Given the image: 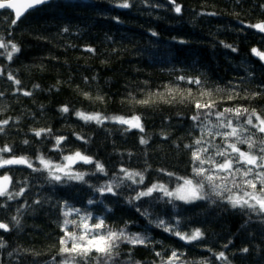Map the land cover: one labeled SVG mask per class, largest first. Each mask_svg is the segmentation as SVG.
<instances>
[{
	"label": "trees",
	"instance_id": "16d2710c",
	"mask_svg": "<svg viewBox=\"0 0 264 264\" xmlns=\"http://www.w3.org/2000/svg\"><path fill=\"white\" fill-rule=\"evenodd\" d=\"M123 2L51 0L15 24L10 11L0 10V42L7 46L0 48V121H8L0 132V149H11L0 156H24L33 168H42L40 155L61 164L66 163L64 156L79 151L105 169L97 172L95 164L80 162L71 170L87 173L85 182H55L46 170L26 165L0 168V176L11 177L8 189L13 195L11 200L0 197V222L8 226L0 229V264H105L94 249L87 258L61 252L65 231L76 239H68L63 247L81 243L82 226L61 227L64 211L71 208L80 213L72 212L68 220L79 222L87 213L89 225L102 219L101 234L124 228L128 234L147 237L144 245L119 242L106 264H167L173 251L180 257L176 264H264V212L233 208L207 182L208 198L192 203H169L161 192L129 202L152 184L171 189L183 182L180 178H192V152L197 148H209L204 154L208 156L215 146L227 147L217 133L229 129L217 127V112L248 109L239 121L226 114L224 119L232 118L234 124L245 121L253 109L264 119V59L252 52L264 53V32L250 27L264 22V0H128L127 8L119 6ZM12 43L19 51L9 59ZM195 79L200 83L191 82ZM143 100L149 103H138ZM213 101V108L196 107L197 102ZM63 106L69 111L62 112ZM77 112L139 116L143 131L112 119L85 122ZM253 122L258 123L255 117ZM245 127L250 131L242 135H252L256 147L251 151L260 155L264 134ZM39 129H49L50 134L37 137L33 130ZM61 136L66 139L57 149L56 137ZM198 139L200 145L195 144ZM238 147L249 151L247 144ZM121 168L143 172L144 183L125 181L116 195L95 190L122 177ZM214 183L221 185L224 197L244 194L238 188L223 192L224 185L233 187L230 181ZM21 188L23 193L16 196ZM161 220L181 233L200 229L203 238L188 243L158 227ZM220 252L226 260L216 258Z\"/></svg>",
	"mask_w": 264,
	"mask_h": 264
},
{
	"label": "snow or ice",
	"instance_id": "6c2138e0",
	"mask_svg": "<svg viewBox=\"0 0 264 264\" xmlns=\"http://www.w3.org/2000/svg\"><path fill=\"white\" fill-rule=\"evenodd\" d=\"M45 3V0H26V9H31L36 5H40ZM120 7H130L128 0H124ZM9 8L15 10L16 19L12 20V23L15 24L17 19H19L22 15L19 10V6L16 3V0H0V9ZM175 11L179 13L181 8L179 5L175 7ZM250 27L258 29L260 32H264V22L257 23L255 25H251ZM11 43V42H9ZM7 46L0 42V48H6ZM235 51V49H233ZM18 47L12 43L11 51L7 53L8 58H12V54L18 52ZM91 51V49H90ZM252 52L259 55L261 59H264V53L258 52L257 49H252ZM10 80H14V77L9 75ZM179 79H184L183 77H179ZM16 84L20 82L18 80H14ZM193 83L199 84V79H195L191 81ZM171 91V90H170ZM25 95H31V93L25 92ZM87 96V93H85ZM232 96H229L228 99H232ZM98 99H103L102 97H98ZM141 104H148V100L138 101ZM196 107L200 108H213L215 107V102H211L209 104H200L196 103ZM62 112H68L69 108L67 106H63L60 109ZM249 113V110L246 108H225L223 112H217V120L219 121L217 127L229 129V131L220 133L222 139L227 144L226 148L221 149L220 146H215L216 151L212 155L205 156V153L209 152V148H197L192 152V161L194 163V167L192 169L193 177L192 178H180L183 183L180 184L176 189L170 190L164 184H152L150 187H147L145 190L137 192V194L132 197L129 202L132 200H139L143 197H150L154 192H161L164 196L169 197V203L172 202L173 199L181 200L185 203H192L195 200L207 199L208 196L204 192L205 182H207L208 186L211 187L212 192L221 199H227L228 203L231 204L233 208H248L252 210H259L260 212H264V139L260 140V155H255L251 151L256 147V142L252 139V135H248L244 137L242 133L249 132V128L245 127V125H250L257 132L264 134V119H262L257 113L256 110L253 109L245 121L242 123H233L232 118H227L226 114H231L232 117H235L237 121H239L240 117ZM76 116L85 121H95L97 124L103 123L105 119H112L118 123L128 125L131 128H139L143 131V126L140 123L139 116H132L130 119H126L124 117H103L99 113H85V112H77ZM253 117H255L258 123L253 122ZM193 120H198V116H194ZM8 121H0V132H3V125H7ZM34 135L40 137L42 134L47 135L50 134L49 129H39L33 130ZM208 134H211L210 132ZM78 139H82V137H77ZM229 138H233L234 142H229ZM65 137H56L55 147L59 149L61 142L64 141ZM142 144H146L147 140L141 138L140 141ZM201 140L198 139L195 141V144L200 145ZM25 144L28 143L27 140L24 141ZM247 144L249 151H242L238 145ZM187 147V146H186ZM230 150V151H229ZM3 152H11V149L8 146H5L3 149H0V153ZM219 156L223 157V161H217L214 157ZM42 168H33V164L31 160L27 157L20 156L9 159H4L0 156V168H4L6 166L12 165H26L28 168H32L33 171H47L50 181L62 182L64 179L68 180H76L80 182H85V175L87 173L84 172H75L72 171V166L82 162L83 164H95V168L97 172H104V166L98 162L94 161L92 157L86 156L83 153L77 151L72 153L71 155H67L63 157V161L66 163L54 164L53 162L47 160L43 155L37 157ZM204 164L212 165V168L206 169L203 167ZM257 169L258 171H254ZM120 172L123 173L122 177H114L112 181L101 185L99 188L95 190L100 192L101 195L105 193H111L116 195L115 189H119L121 184L125 181H131L132 184H143L144 183V174L143 172L129 170L126 168H121ZM224 172L226 175L224 176H216L214 173ZM169 176L173 175L172 173H168ZM236 176L240 177V180H236ZM252 178H249V177ZM199 177L200 179H195ZM138 178V179H137ZM219 179L223 181H230L233 185L232 188L223 186V192L232 193L234 189L238 188L244 192L243 196L232 195L229 194L227 197H224L218 189L221 188V185L215 184L214 180ZM11 183V177L8 175L0 176V197L7 196L9 200L13 199V195L9 192L8 185ZM259 184V189H257V185ZM245 189H251V191H245ZM24 189L21 188L19 192L15 193L16 196H19L23 193ZM251 201H255V203H250ZM94 201L89 200L88 203L91 204ZM67 208V204L65 202L64 205ZM75 212L77 214L80 213V209L71 208L67 211H64V216L66 219L64 220V224L61 226L62 229L68 224H74L77 227L82 226V234L79 239L81 241L80 244H76L75 242L72 245V248L69 249L67 247H63V245L67 244L68 239H72L75 241L76 237L74 234L68 233L65 231V236L60 238L61 252L63 253H71L76 252L79 256L83 258H87L89 254L95 250L96 253L100 254L102 258H104L105 264L108 260H111L114 253V250L118 247L119 242H127L131 245H144L147 243V237H144L140 234L133 233L128 234L124 228L119 230L107 229L103 234L100 233L101 229L105 228L104 221L101 219L98 223L89 225L87 221L91 218V213L84 214L80 216V221H71L68 220L67 217ZM143 214H147L146 212ZM17 223L19 220L16 217H13ZM179 224V221H177ZM158 227H164L166 232H172L174 235L178 236L181 240H184L188 243L192 241H197L203 238V233L200 229L193 230L190 234L181 233L176 231L174 227H165L164 221H159L157 224ZM8 226L2 222H0V229L7 230ZM93 229L97 231L93 233ZM91 235V239L87 237ZM67 238V239H66ZM0 246H3L0 244ZM247 251V249H244ZM159 255V253H157ZM216 258L218 260H226V257L223 252L216 254ZM180 257L177 252L173 251L171 256L168 258L167 264H176L179 261ZM203 264V262H201Z\"/></svg>",
	"mask_w": 264,
	"mask_h": 264
},
{
	"label": "water",
	"instance_id": "95a60500",
	"mask_svg": "<svg viewBox=\"0 0 264 264\" xmlns=\"http://www.w3.org/2000/svg\"><path fill=\"white\" fill-rule=\"evenodd\" d=\"M51 0H45V3L43 4H40V5H36L35 7L31 8V9H28V10H25L26 9V0H16V3L17 5L19 6V10L21 11L22 15L20 18H22V16H24L27 12L31 11V10H34L36 8H39L43 5H46L50 2ZM5 10H8L12 13V15L14 16V19H16V15H15V10L14 9H9V8H4ZM1 10V9H0ZM19 18V19H20ZM17 19V21L19 20Z\"/></svg>",
	"mask_w": 264,
	"mask_h": 264
},
{
	"label": "rangeland",
	"instance_id": "374dc122",
	"mask_svg": "<svg viewBox=\"0 0 264 264\" xmlns=\"http://www.w3.org/2000/svg\"><path fill=\"white\" fill-rule=\"evenodd\" d=\"M129 119H130V118H129ZM126 126H128V125H126ZM182 183H183V182H182ZM182 183H180V184H182ZM180 184H179V185H180ZM179 185H177V186L171 188L170 190L176 189ZM250 203H255V201H251V200H250Z\"/></svg>",
	"mask_w": 264,
	"mask_h": 264
}]
</instances>
